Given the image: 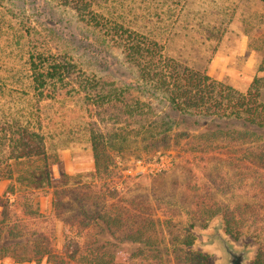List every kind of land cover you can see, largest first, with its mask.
I'll return each instance as SVG.
<instances>
[{"label":"rangeland","instance_id":"rangeland-1","mask_svg":"<svg viewBox=\"0 0 264 264\" xmlns=\"http://www.w3.org/2000/svg\"><path fill=\"white\" fill-rule=\"evenodd\" d=\"M87 4L100 25L86 23L62 0H0V121L30 122L34 129L39 126L46 155L44 165L25 159L8 161L12 145L2 147L0 162L7 161L9 169L0 163V171L10 170L12 179L0 178V247L12 243L5 233L17 220L21 228L45 234L58 254L67 239L77 234L112 252L142 248L124 237L127 231L110 234L89 219L111 207L127 226L138 222L137 218L145 223L149 218L157 220L154 240L164 264H177L174 237L181 239L188 233L194 241L185 255L191 258L190 254L201 253L208 257L206 264H216V253L197 245L203 242L200 234L209 232L218 216L223 220L224 213L207 219L202 210L226 205L237 207L232 216L244 220L239 238L230 240L251 244L254 252L250 264L257 253L264 259V169L244 157L264 145V134L251 135L231 121L179 115L158 97L152 99L145 86L138 90L137 72L125 62L108 30L116 25L134 29L157 41L167 56L205 69L212 79L245 92L255 77L264 78V73L257 71L264 51V3L90 0ZM30 54L69 57L86 75L117 89L128 87L129 94L152 106V119L165 117L169 121L171 130L165 143L151 141L144 133L130 134L124 147L112 154L114 170L121 178L113 180L111 191H104L102 196L94 188L99 184L90 150V129L107 137L116 125L108 116H93L83 97L70 88H59L51 98L37 101L31 90ZM261 99L264 101V88ZM43 166L49 172L50 185L35 189L38 183H31L28 174ZM8 187L13 188L12 195L6 194ZM70 192L86 197L82 207L71 199L58 203ZM28 195L32 210L40 217L24 215L28 203L24 196ZM24 246L9 249L15 260L25 258ZM6 255L0 251V264H52L45 257L17 263L3 257Z\"/></svg>","mask_w":264,"mask_h":264},{"label":"trees","instance_id":"trees-1","mask_svg":"<svg viewBox=\"0 0 264 264\" xmlns=\"http://www.w3.org/2000/svg\"><path fill=\"white\" fill-rule=\"evenodd\" d=\"M62 1L73 8L86 23L100 25L97 14L90 9V4H87L90 0ZM260 1L264 3V0ZM108 30L112 41L121 50L125 62L135 68L138 90L144 89L143 86H145L152 94V99L158 97L160 102L166 103L172 112L179 115L199 117L208 121H231L240 124L244 130L250 131L251 135L257 133L258 137H261L264 134V101L261 99L264 88L263 77H255L245 92H239L227 84L212 79L205 69L189 67L167 56L163 46L145 34L120 25ZM28 69L31 90L37 101L51 98V93L55 90L70 88L83 97L84 105L89 107L93 116L100 119L108 116L109 120L116 125L117 128L113 129L114 131L107 137L94 128L90 129V150L95 179L99 184L94 188L102 196L104 191H111L110 183L113 180L121 178L119 172L114 170L115 162L112 154L124 147L130 134L139 136L144 133L151 141L160 145L165 143L167 134L171 130L169 121H166L165 117L152 119L153 114H150L154 112L152 106L140 100L139 97L129 94L128 87L117 89L111 83L86 75L69 57L65 56L56 58L30 54ZM257 71L264 73V51ZM51 86L54 88L48 92L50 94H44ZM145 122L149 124L147 127ZM131 126L134 128H129ZM137 126L139 127L136 128ZM39 129V126L35 129L31 128L30 122L21 125L0 121V152L2 147L12 145L13 150L8 161L25 159L44 165L46 155L43 137L38 133ZM238 135L241 134L238 133ZM244 157L251 165L259 164L260 169H264V145L255 152L246 153ZM0 163L6 164V169H9L7 161L2 160ZM46 168L45 166L39 169L34 168L28 174L31 183H38L35 189L40 190L43 185H50L49 172ZM0 178L11 180V171L1 170ZM12 189L8 187L6 194L12 195ZM84 189L87 190L88 187ZM24 197L28 200L24 206L26 209L24 215L30 218L40 217V214L31 208L29 203L32 199L31 195ZM64 199H71L79 203L80 207L86 201V197L78 192L64 194L58 203L63 204ZM236 210H238L237 207L230 209L226 205L222 208L209 206L203 208L202 214L207 219H211L217 213H224V232L231 239L237 240L241 235L240 226L243 225L244 220L232 216L233 211ZM80 215L86 216L85 213ZM89 219L92 223L101 224L110 234H115V231H121L124 234V230L127 231L124 237L128 241L141 245L142 248L134 252H112L103 245L97 244L95 240L84 241L83 236L77 234L67 239L63 252L58 254L53 251L50 240L45 234L23 229L20 222L15 220V224L5 233L8 238H11L12 243L0 247V251L9 254L3 257H8L17 263L36 262L45 257L52 264H164L163 255L158 248L159 244L157 240H154L157 220L149 218L145 223L142 218H137L138 222L127 226L120 213L112 210L111 207L95 213ZM193 241L194 237L190 233L182 236L181 239L174 237L173 245H177L175 253L179 254L177 264H206L208 260L206 255L193 253L190 254L191 258L185 255ZM19 244L25 245V249L22 248L25 258L15 260L9 249ZM252 264H264L261 253H257Z\"/></svg>","mask_w":264,"mask_h":264},{"label":"water","instance_id":"water-1","mask_svg":"<svg viewBox=\"0 0 264 264\" xmlns=\"http://www.w3.org/2000/svg\"><path fill=\"white\" fill-rule=\"evenodd\" d=\"M223 227V220L221 216H218L211 230L200 234L203 242L197 246L213 250L218 258L216 264H250L254 252L251 244L246 242L236 244L232 242L223 231Z\"/></svg>","mask_w":264,"mask_h":264}]
</instances>
